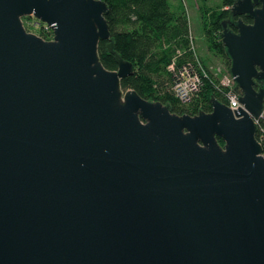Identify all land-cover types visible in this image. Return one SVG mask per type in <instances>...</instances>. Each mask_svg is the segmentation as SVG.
I'll list each match as a JSON object with an SVG mask.
<instances>
[{"label":"water","instance_id":"1","mask_svg":"<svg viewBox=\"0 0 264 264\" xmlns=\"http://www.w3.org/2000/svg\"><path fill=\"white\" fill-rule=\"evenodd\" d=\"M107 11L0 0V264H264V0L221 22L241 108L193 116L122 89Z\"/></svg>","mask_w":264,"mask_h":264},{"label":"trees","instance_id":"2","mask_svg":"<svg viewBox=\"0 0 264 264\" xmlns=\"http://www.w3.org/2000/svg\"><path fill=\"white\" fill-rule=\"evenodd\" d=\"M102 1L108 7L105 19L113 50L133 66L132 75L121 80L124 91L133 90L145 100L158 101L177 115L193 116L199 112H211L212 97L225 103L222 92L214 88L210 76L203 80L202 90L185 108L168 92L167 86H172L173 83L168 66L172 62H175V66H180L193 59L192 52L189 51L188 20L181 8H174L173 3L177 0ZM232 4L233 0H220V7L207 13L210 17L205 28L209 49L226 59L228 67L229 60L224 54L220 30L221 22L230 19L229 9ZM243 21L250 23L246 17ZM108 42H99L98 56L105 69L114 71L117 66L113 55L106 49ZM177 51L181 52L180 56H177ZM257 87L255 86L256 89ZM256 139L260 141L257 132ZM217 140L223 146V142ZM261 147L264 156V141L261 142Z\"/></svg>","mask_w":264,"mask_h":264},{"label":"built area","instance_id":"3","mask_svg":"<svg viewBox=\"0 0 264 264\" xmlns=\"http://www.w3.org/2000/svg\"><path fill=\"white\" fill-rule=\"evenodd\" d=\"M22 23L28 33L34 34L45 41H51L53 39V33L50 28L35 18H23ZM189 51L192 52L193 55L191 61H187L180 66H175V62H172L171 65L168 66V70L173 76V83L170 89L171 93L182 106H187L198 96L203 87V80L208 77L200 61L194 55V47L190 36ZM180 55L181 52L177 51V56ZM234 87L233 80L230 76L222 86L215 87L219 92H222L225 101L224 104H226L232 112L237 110L238 107L241 108L237 100L241 92L238 90L235 91L233 89ZM253 122L260 139L259 143L261 144V142L264 141V105L261 114L257 118H253Z\"/></svg>","mask_w":264,"mask_h":264},{"label":"rangeland","instance_id":"4","mask_svg":"<svg viewBox=\"0 0 264 264\" xmlns=\"http://www.w3.org/2000/svg\"><path fill=\"white\" fill-rule=\"evenodd\" d=\"M218 5L216 0H177L174 2V8H181L187 17L194 55L214 82V88L222 86L226 82V79L229 78V67L227 66L226 59L211 51L206 40L205 28L208 25L210 17L207 13L210 12L209 10L218 9L220 7ZM205 9L208 11H205ZM167 87L168 92L172 95L170 90L171 85Z\"/></svg>","mask_w":264,"mask_h":264},{"label":"crops","instance_id":"5","mask_svg":"<svg viewBox=\"0 0 264 264\" xmlns=\"http://www.w3.org/2000/svg\"><path fill=\"white\" fill-rule=\"evenodd\" d=\"M216 3L219 4V3H220L219 0H218V1L216 0ZM173 4H174V3H173Z\"/></svg>","mask_w":264,"mask_h":264}]
</instances>
